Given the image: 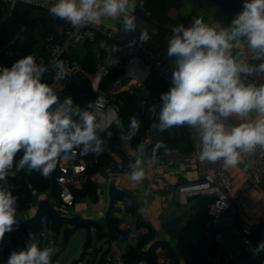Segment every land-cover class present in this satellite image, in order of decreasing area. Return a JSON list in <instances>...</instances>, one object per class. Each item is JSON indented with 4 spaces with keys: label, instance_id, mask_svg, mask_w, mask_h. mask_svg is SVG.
Segmentation results:
<instances>
[{
    "label": "clouds",
    "instance_id": "1",
    "mask_svg": "<svg viewBox=\"0 0 264 264\" xmlns=\"http://www.w3.org/2000/svg\"><path fill=\"white\" fill-rule=\"evenodd\" d=\"M137 6L143 7V0H56L49 13L76 30L111 18L119 19L126 32H133ZM172 32L167 48V55L175 57L172 86L160 96L158 130L188 126L198 137L202 161H223L235 168L244 163V154L264 149V84L247 80L264 74V0H244L242 11L227 27L216 28L198 17L191 26L181 24ZM139 39H149L147 29ZM249 58L261 62L251 64ZM52 67L56 78L63 79V61L56 60ZM48 71L49 65L37 63L31 54L10 68L0 66V182L21 171H38L48 178L62 155L74 149L84 155L104 150L102 98L83 108L71 96L61 101L54 84L43 81ZM252 113L256 118L249 120ZM229 118L240 122L228 124ZM113 123L124 141H130L140 128L134 115L126 131L121 120ZM162 148L168 154L167 145L157 142L149 167L158 164L156 153ZM143 151V146L137 148L141 156ZM145 163L139 157L129 163L131 181L145 179ZM16 205L17 198L0 184V242L17 223ZM29 239L31 243L11 252L6 264H53L56 249L41 248L34 234ZM260 252H264V241L253 249V255Z\"/></svg>",
    "mask_w": 264,
    "mask_h": 264
},
{
    "label": "trees",
    "instance_id": "2",
    "mask_svg": "<svg viewBox=\"0 0 264 264\" xmlns=\"http://www.w3.org/2000/svg\"><path fill=\"white\" fill-rule=\"evenodd\" d=\"M6 11L7 6L0 2V66L3 67L10 68L16 60L28 54L36 58L44 56L45 43L48 37L54 36L56 41L59 42L68 35V31L71 28V25L66 21L53 17L48 11L37 10L35 7L21 4L9 13ZM62 24L65 28L60 33L58 26ZM99 40L100 35L97 34L94 40H88L80 47L84 49V53H80V48H77L71 53L64 55V58L71 64L79 61L84 68L92 70L96 62L94 46L98 44ZM123 74V69H113L110 76L103 81L101 89L106 90ZM43 81L49 83L44 77ZM124 84H127L126 80ZM146 85L148 96L139 95L129 90H123L115 95L114 103L119 107L118 119L122 121L125 131L127 130L130 117L134 115L140 121V128L132 138L133 142L140 140L149 126L153 115V112L150 111L152 105H157L155 116L158 117L161 106L160 96L170 89L166 82L155 72H152ZM63 95L64 98L71 96L74 103L83 108L87 106L89 101H96L98 92L93 89L88 78L71 75L63 90ZM142 99L147 103L144 108L140 106ZM189 129L191 128L188 126H180L160 131L153 144L149 147L148 153L152 155L153 148L159 141L164 142L168 149L176 147L180 150L193 151L195 148V137ZM109 132L111 133L110 138L108 137ZM120 135L121 130L113 123L102 133L105 145L101 154L84 155L80 152L81 158L90 157L97 161L91 171H98L121 151L122 140ZM21 155L22 153L17 155V160H19ZM156 155L159 160H164L166 157L163 148L159 149ZM59 175L60 169L57 164L56 169L48 178L43 177L38 171H33L30 174L26 171H21L14 177L10 176L7 178L6 181L10 186L8 189L17 198V210L27 212L33 208L36 193L43 194L51 191L60 200L57 183ZM95 195L96 183H89L82 189L74 191L75 200L81 196ZM119 199L127 202L128 212L136 218L137 228L147 229L145 233L141 234L138 242L126 251L124 264H140L144 260L154 264L158 257L159 249L171 258V264H215L214 259L219 249V231L213 226L215 219L210 211V204L214 197L208 195H198L195 200L189 202V207L186 210L174 212L170 218L163 221L165 232L177 243L176 248H173L169 241L156 237V230L145 220L143 211H140L142 208L137 197L115 186L111 187L112 203L105 224L96 220H87L77 215H68L61 212L54 203L43 200L32 218L25 220L17 218V223L13 226L12 242L15 248L19 250L18 238L14 234L20 237V241L22 236L29 237L30 234H34L38 240L42 239L43 231L46 229L47 232L52 233L56 238L63 234L62 243L64 247H67L72 235L78 231L85 230L87 238L84 253H86L89 246L94 245V242H113L119 236L121 219L114 215L115 203ZM93 230L95 233H93ZM263 231L264 222H261L249 236L255 246L260 243V233ZM39 246L41 247V245ZM95 249L97 250L98 248L95 247ZM4 251L6 256L9 257L11 252L7 245H5ZM109 252L110 250L108 249L102 253L98 264H104L106 255ZM246 254L248 253L244 251L240 257ZM57 259H59V255L53 256V263ZM81 260L82 258L74 261L73 264H77ZM0 264H6V262L0 259ZM249 264H264V252L260 254L259 258L253 257L252 262Z\"/></svg>",
    "mask_w": 264,
    "mask_h": 264
},
{
    "label": "built area",
    "instance_id": "3",
    "mask_svg": "<svg viewBox=\"0 0 264 264\" xmlns=\"http://www.w3.org/2000/svg\"><path fill=\"white\" fill-rule=\"evenodd\" d=\"M10 10L18 5L31 4L36 7L43 8L49 11V8L56 3V0H0ZM65 26L59 25L58 31L62 33ZM100 35L98 42V53H96V62L92 70L83 67L82 63L76 61L69 63L64 55L71 53L74 49L80 48L88 40H94L96 35ZM134 42V43H133ZM44 56L36 58L37 63L49 65V71L44 74V78L49 81V84H54L57 94L62 101L64 99L63 90L69 80V75L76 77L88 78L93 89L98 92V97L102 98L104 108L101 111H107L111 105L119 107L114 103L115 95L123 90L136 92L133 85H129L127 81V68L136 59L142 61L146 68L152 73H157L166 84L172 86V74L174 66L169 64L164 57L163 49H151L145 42L140 39L128 38L105 22V19L97 24H89L78 30L72 27L68 31V35L59 42L54 36L48 37L45 43ZM56 60H61L64 63V77L57 79L55 68L52 64ZM113 69H123L124 74L113 82L106 90H102V83L110 76ZM68 78V79H67ZM125 80L127 84H124ZM138 85H143V81H138ZM97 97V98H98ZM146 101L142 99L140 106L144 108ZM157 105H152L150 111L153 112L149 126L144 135L137 142L122 140L121 151L115 158L109 161L96 172L91 171L97 161L90 157L81 158L80 150L74 149L66 156L62 155L58 158L57 164L60 169L58 177V193L61 202L66 206H72L75 203L74 191L82 189L89 183H97L100 175L104 171L124 172L128 173L129 163H134L136 158L143 159L148 166L151 154L148 153L149 147L153 144L155 138L160 133L158 130V117L155 116ZM240 121L235 118H229L228 124L235 125ZM194 133L192 129H189ZM143 146V154L137 152V148ZM200 149L198 141L195 142L193 151L180 150L176 147L170 148L164 160H159L158 164L149 167L156 171L162 166H169L176 161L192 162L196 167L197 181L180 188L181 194L187 193L189 196L194 193L199 195H208L214 197L210 204V211L214 216L213 226L239 225L242 232L249 237L254 229L242 211L243 203L238 198H233L230 193L234 190V182L232 176L228 172L223 161L208 162L202 161L200 158ZM247 169L252 174L255 180V186L258 189L264 190V149L257 148L252 154L243 155ZM7 188H10L7 181L1 182ZM154 195V191H150ZM118 213L121 216L131 215L127 209V202L119 199L115 203ZM17 207V205H16ZM122 238L123 235L119 234ZM126 251L121 248H111L109 254L106 255L104 264H124ZM172 260L169 256L158 251V257L154 264H171ZM55 264V263H53ZM140 264H151L144 260Z\"/></svg>",
    "mask_w": 264,
    "mask_h": 264
},
{
    "label": "crops",
    "instance_id": "4",
    "mask_svg": "<svg viewBox=\"0 0 264 264\" xmlns=\"http://www.w3.org/2000/svg\"><path fill=\"white\" fill-rule=\"evenodd\" d=\"M10 11L7 7L6 12L9 13ZM134 15L136 17L137 28L133 32H126L119 19L105 18V22L122 35L131 39H139L141 31L147 29L149 39L145 42L146 45L151 49H163L165 60L172 66H174L175 57H169L167 55V48L169 38L173 35L172 29L174 27L181 24L189 27L193 23V20L199 17L203 18L206 23L216 28H221L227 27L233 19V17L206 0H143V7L137 6ZM79 51L80 53L85 52L83 48H80ZM98 51V45H95L94 53L96 54ZM245 58H247L246 54ZM249 62L251 64H259L261 61L251 60L249 58ZM126 73L127 81L129 85H133L136 93L148 96L146 82L152 73L142 61L138 59L134 60L128 66ZM247 80L249 82H255L257 85L264 84V74H254L247 77ZM138 81H143V85H138ZM255 118L256 114L252 113L249 120ZM100 119L103 122L105 130L108 129L113 124V121L118 119L116 106L113 104L107 111H100ZM145 168L146 176L140 183L131 181L127 173L104 171L96 183V198L95 196H81L76 199L75 204L72 206L62 204L63 209L60 211L68 215H77L87 220H96L105 224L112 203L111 187L115 186L137 197L145 220L156 230V237L169 241L172 247L176 248L177 243L165 232L163 221L170 218L174 212L186 210L189 207V195L187 193L181 194L179 190L182 186L197 181L195 164L190 161L183 162L178 160L174 164L162 166L156 171L151 170L146 165ZM226 168L234 182V190L230 193V196L242 201L244 215L247 204L252 205L255 209H260L264 205V190L258 189L255 186L254 177L247 169L245 162L235 168L227 166ZM151 190L154 191V195L150 194ZM43 200H47V198L41 197L40 202ZM51 202L54 203L53 201ZM39 205L40 203L36 207L34 215ZM31 210L32 208L27 212L17 210V218L24 220L30 219L31 216L29 214ZM114 211V215L121 219V231L119 234H122L123 237L120 238L118 236L113 242H103L109 243V250L116 247L128 251L132 245L138 242L141 234L145 233L147 229L137 228L136 218L133 215L121 216L118 213L116 205ZM217 229L219 231L218 242L219 238L224 240L227 234L232 231L229 225L219 226ZM82 232L86 233L85 230H81L76 233V236ZM158 251L160 252L161 249ZM225 253L221 257L222 263L226 258ZM240 255L239 258L241 259ZM232 257L233 255L231 254L227 259L229 264H233ZM216 260L217 254L214 262L219 264Z\"/></svg>",
    "mask_w": 264,
    "mask_h": 264
},
{
    "label": "rangeland",
    "instance_id": "5",
    "mask_svg": "<svg viewBox=\"0 0 264 264\" xmlns=\"http://www.w3.org/2000/svg\"><path fill=\"white\" fill-rule=\"evenodd\" d=\"M39 10V9H37ZM193 183V182H192ZM41 197H46L48 201H53L56 206H58L59 210L63 209L62 203L60 200L51 192L48 191L46 193L40 194L36 193V199L34 206L32 210L30 211L31 218L34 216V211L38 204L40 203ZM76 201V200H75ZM75 204V203H74ZM28 216V214H26ZM245 216L247 220L251 223L253 226V229L255 230L256 226L259 224V222L264 221V205L260 209H255L252 205L247 204L245 206ZM26 218V217H25ZM232 228V231L227 234L224 240H221L219 238V249L217 252V260L219 264H229V261L227 260L228 257L232 254L233 257V264H240V258L239 255L241 252L246 251L248 254H251L253 257H259L260 252L258 255H253V249L256 247L253 242L247 237L240 228L239 225H229ZM93 233H95L93 231ZM12 231L10 233H6L5 240L3 239L2 242H0V259L3 261H7L8 257L6 256V253L4 251L5 245L10 249V252L12 251H19L20 249L24 248L26 246V243H31V240L28 236H22V240L20 241V237L18 238V244H19V250L15 248V245L12 242ZM17 235V234H14ZM76 237V233L70 237L69 243L67 247H64L63 245V234L59 236V238H56L55 235H53L50 232L43 231L42 239L39 245H41L42 248L44 247H54L56 249V256L59 255V259L55 261V264H59L62 259L66 256L69 247H71L74 239ZM264 241V231L260 233V242ZM109 243L106 242H94L93 247L88 248L86 253H82L85 251V247H81L79 254L71 259V263L75 260L82 258V260L77 264H98L100 257L103 253V251H106L109 248ZM95 247L98 249L96 250ZM102 251H101V250ZM226 252V258L224 262H221V257Z\"/></svg>",
    "mask_w": 264,
    "mask_h": 264
},
{
    "label": "water",
    "instance_id": "6",
    "mask_svg": "<svg viewBox=\"0 0 264 264\" xmlns=\"http://www.w3.org/2000/svg\"><path fill=\"white\" fill-rule=\"evenodd\" d=\"M206 1H208L209 3L219 8L220 10H222L223 12H225L226 14L230 15L233 18L237 15V13L242 11L243 3H244V0H206ZM24 5L47 11L43 8L36 7L31 4H24ZM193 136L195 137V139L198 141V144H199L198 137L196 136L195 133H193ZM199 149H200V146H199ZM198 195H199L198 193H194L193 195L188 197V201L191 202L195 200L198 197ZM15 237L19 238L18 235H15ZM86 238H87V233L82 232L78 234L75 237L71 247H69V250L66 256L62 259V261L59 264H73L74 261L71 263V259L75 258L79 254L81 247L83 246L85 247ZM38 241L40 244L41 239H38ZM91 247H93V245L89 246V248ZM83 254L84 252L82 253V255ZM252 260H253V256L251 254H246L245 256L241 257L240 264H249L252 262Z\"/></svg>",
    "mask_w": 264,
    "mask_h": 264
}]
</instances>
